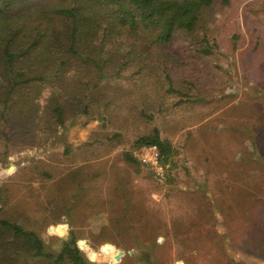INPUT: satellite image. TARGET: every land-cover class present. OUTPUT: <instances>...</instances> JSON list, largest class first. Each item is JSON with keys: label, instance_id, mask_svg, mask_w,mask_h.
Here are the masks:
<instances>
[{"label": "rangeland", "instance_id": "1", "mask_svg": "<svg viewBox=\"0 0 264 264\" xmlns=\"http://www.w3.org/2000/svg\"><path fill=\"white\" fill-rule=\"evenodd\" d=\"M134 44L150 55L102 90L105 113L76 114L39 145L0 140V218L53 253L73 230L92 264H264V0H216L196 33ZM153 128L176 151L168 184L122 158ZM80 168L94 173L84 211L58 187ZM123 191L135 205L124 219Z\"/></svg>", "mask_w": 264, "mask_h": 264}, {"label": "trees", "instance_id": "2", "mask_svg": "<svg viewBox=\"0 0 264 264\" xmlns=\"http://www.w3.org/2000/svg\"><path fill=\"white\" fill-rule=\"evenodd\" d=\"M214 1L0 0V140L3 145L18 136L27 143L39 145L54 137L59 127L76 114L105 113L109 100L102 90L106 91L113 83L110 80L118 79L136 56L138 61H144L150 55L143 54L147 48L136 50L134 42L165 44L176 32L196 33L197 29L204 28L206 13ZM201 39L204 44L198 51L210 54L212 46L204 34ZM108 68L115 70L109 73ZM165 78L168 89H172L170 78L167 75ZM146 144L157 145L160 160L168 164V169L165 178L160 180L150 168L143 167L160 182L171 183L176 166V151L171 141L162 139L159 130L153 128L138 137L132 149ZM122 158L129 164L141 165L131 150L122 152ZM40 173L50 176L43 170ZM119 177L115 176L113 182L121 181ZM93 179V172L80 168L61 178L58 187L65 193L72 188L70 197L74 201L70 206L84 211L91 206L92 201L86 196ZM116 186L121 187L117 183ZM123 194V206L116 212L121 211L124 219L135 205L125 191ZM102 201L97 205L103 207ZM110 209L115 212L112 206ZM77 236L70 230L61 249L53 253L45 251L43 241L34 231L0 218V264H16L18 257H43L53 264H92L79 250Z\"/></svg>", "mask_w": 264, "mask_h": 264}, {"label": "built area", "instance_id": "3", "mask_svg": "<svg viewBox=\"0 0 264 264\" xmlns=\"http://www.w3.org/2000/svg\"><path fill=\"white\" fill-rule=\"evenodd\" d=\"M132 154L142 166L150 168L156 178L160 180L165 178L168 164L161 162L157 145L146 144L138 146L132 150Z\"/></svg>", "mask_w": 264, "mask_h": 264}, {"label": "water", "instance_id": "4", "mask_svg": "<svg viewBox=\"0 0 264 264\" xmlns=\"http://www.w3.org/2000/svg\"><path fill=\"white\" fill-rule=\"evenodd\" d=\"M49 230H51V228H49ZM68 239V236L67 235H65L64 236V240H67ZM78 244V248H79V250H81V251H83V252H85L84 250H83V247H82V243H84V241L83 240H78V242H77ZM131 252V251H130ZM122 251H118L115 255H114V259L115 260H119V258H120V256L122 255Z\"/></svg>", "mask_w": 264, "mask_h": 264}, {"label": "bare ground", "instance_id": "5", "mask_svg": "<svg viewBox=\"0 0 264 264\" xmlns=\"http://www.w3.org/2000/svg\"><path fill=\"white\" fill-rule=\"evenodd\" d=\"M59 233H63V230L62 229H60V232ZM84 245V243H82V246ZM109 259H111V260H113L114 259V252H112L111 254H110V257H109Z\"/></svg>", "mask_w": 264, "mask_h": 264}]
</instances>
